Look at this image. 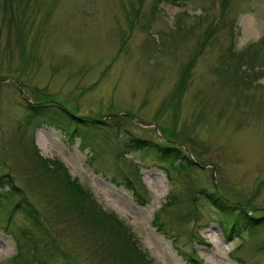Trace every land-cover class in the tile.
<instances>
[{"label": "rangeland", "instance_id": "374dc122", "mask_svg": "<svg viewBox=\"0 0 264 264\" xmlns=\"http://www.w3.org/2000/svg\"><path fill=\"white\" fill-rule=\"evenodd\" d=\"M223 3L0 0V174L41 221L35 233L22 207L8 222L2 188L0 264L18 252L16 264H123L35 169L32 139L129 228L152 264H264V0ZM40 102L95 120L92 146L33 116ZM131 136L184 148L199 167L169 178L164 162L124 146ZM117 167L142 183L143 197L112 181ZM206 192L220 193L227 213L262 216V229L226 237ZM169 193L177 203L162 210Z\"/></svg>", "mask_w": 264, "mask_h": 264}, {"label": "trees", "instance_id": "16d2710c", "mask_svg": "<svg viewBox=\"0 0 264 264\" xmlns=\"http://www.w3.org/2000/svg\"><path fill=\"white\" fill-rule=\"evenodd\" d=\"M227 0H224V5H226ZM29 108L33 112V116H40L41 121L46 124L53 126L66 132L70 137H77L81 140L84 147L92 146V141L89 139L93 128L95 127V120L87 118L85 116L77 115L67 109L61 104H57L50 107L49 104H43L42 102L30 105ZM100 122L97 119V122ZM95 129V128H94ZM33 146V157H34V167L39 171V174L46 176L52 183L55 184L54 190L64 198L66 201V206L64 208H71L75 210L81 220L87 225L95 229L100 230L108 236L107 246L113 253V257L119 259L123 264H152L147 258V255L139 248L137 242L130 234L129 228L126 227L122 221H120L117 216L111 212H106L99 205H97L96 200L88 193L79 182L73 180L64 166L56 160H48L43 158L36 145L34 144V139H32ZM125 147L131 149H140L143 153L152 154L154 157L158 158L160 162H164L165 165L162 168L169 178H171L170 173H176L183 178H188L189 169L199 167L197 162L190 159L184 148H179L177 146H166L158 145L152 142L141 140L137 137L131 136L128 138L127 142L124 144ZM36 157V161H35ZM117 172L120 175L119 179L115 177L112 181L116 184H123L134 191L137 196L143 197L144 186L141 183V190L137 187L138 182L134 181L127 173L117 167ZM8 186L6 191V197L1 193L2 188ZM186 193L191 201H195L197 195L192 187V183H188ZM1 194L4 198L9 199L12 203V208L8 212L6 218L9 222L14 211L19 208L23 209L25 218L29 221L30 226L35 228V233L40 230V214L39 211L27 200L23 193H21L20 188L14 183L12 176L9 172H3L0 174V200ZM15 195H20L18 199H14ZM10 197V198H9ZM205 199L211 202L214 206L219 208L218 216L220 217V224L222 232L226 237H231L233 235L240 236L244 232L251 237H254L262 229V225L258 222L262 216L248 215V209L240 208V210L235 213H227L226 201L224 197L217 192L205 193ZM178 197L174 193H169V201L165 202L161 209L167 210L171 205H175ZM14 201V202H13ZM23 203V205H22ZM159 217L156 215L155 220ZM225 219V220H222ZM161 226V224H160ZM31 245L35 248L37 252L38 240L30 228L23 230ZM22 245H18V251L21 249ZM20 253L18 252L14 255L8 264H16ZM189 261H199L195 253H189ZM39 263H42L39 261ZM61 264H77L75 262H63Z\"/></svg>", "mask_w": 264, "mask_h": 264}, {"label": "water", "instance_id": "95a60500", "mask_svg": "<svg viewBox=\"0 0 264 264\" xmlns=\"http://www.w3.org/2000/svg\"><path fill=\"white\" fill-rule=\"evenodd\" d=\"M24 99H25L28 103H31L26 97H24Z\"/></svg>", "mask_w": 264, "mask_h": 264}]
</instances>
